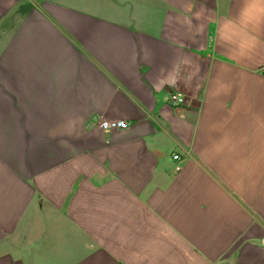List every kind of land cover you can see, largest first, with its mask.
Masks as SVG:
<instances>
[{
  "label": "crops",
  "instance_id": "obj_1",
  "mask_svg": "<svg viewBox=\"0 0 264 264\" xmlns=\"http://www.w3.org/2000/svg\"><path fill=\"white\" fill-rule=\"evenodd\" d=\"M221 11L0 0V264H264V52L234 56ZM179 52L190 85L161 86Z\"/></svg>",
  "mask_w": 264,
  "mask_h": 264
},
{
  "label": "clouds",
  "instance_id": "obj_2",
  "mask_svg": "<svg viewBox=\"0 0 264 264\" xmlns=\"http://www.w3.org/2000/svg\"><path fill=\"white\" fill-rule=\"evenodd\" d=\"M221 9L220 15L224 17L225 25L229 26V31L222 34L221 38L232 45L230 49L232 54L240 59H250L254 53L264 52V0H242V7L236 18L229 15L223 0H221ZM189 63L182 52L177 53L167 61L166 65L159 68L157 83L161 86L167 84L170 87L177 86L179 83L189 86L192 73L185 71ZM230 88V82L217 77L211 90L205 88L204 91L211 101L212 98L226 95ZM227 144L228 140L225 138L219 143H213L210 150L218 152Z\"/></svg>",
  "mask_w": 264,
  "mask_h": 264
},
{
  "label": "built area",
  "instance_id": "obj_3",
  "mask_svg": "<svg viewBox=\"0 0 264 264\" xmlns=\"http://www.w3.org/2000/svg\"><path fill=\"white\" fill-rule=\"evenodd\" d=\"M260 72L264 74V66L260 67ZM185 98L184 96L180 94H171L169 98V102L173 106L181 105L184 103ZM100 125L103 129L105 130H110V129H125L129 127L130 122L125 119H102L100 122ZM172 159L175 161L174 164V171L178 172L181 168L180 164V156L178 154H173Z\"/></svg>",
  "mask_w": 264,
  "mask_h": 264
}]
</instances>
